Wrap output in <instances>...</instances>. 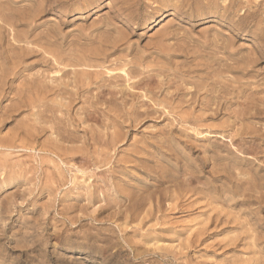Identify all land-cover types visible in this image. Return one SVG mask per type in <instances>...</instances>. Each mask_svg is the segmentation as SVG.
Here are the masks:
<instances>
[{
	"label": "rangeland",
	"instance_id": "374dc122",
	"mask_svg": "<svg viewBox=\"0 0 264 264\" xmlns=\"http://www.w3.org/2000/svg\"><path fill=\"white\" fill-rule=\"evenodd\" d=\"M0 6V264H264V0Z\"/></svg>",
	"mask_w": 264,
	"mask_h": 264
},
{
	"label": "bare ground",
	"instance_id": "6f19581e",
	"mask_svg": "<svg viewBox=\"0 0 264 264\" xmlns=\"http://www.w3.org/2000/svg\"><path fill=\"white\" fill-rule=\"evenodd\" d=\"M43 1H44V0H43ZM98 1H99V0H98ZM152 1H153V0H152ZM90 2H91V1H90ZM141 2H142V1H141ZM185 2H186V1H185ZM91 3L93 4V2H91ZM256 3L259 4L260 1H259V2H256ZM135 4H136V3H135ZM135 4H134V5H135ZM126 5H127V3H126ZM134 5H133V6H134ZM42 6H43V5H42ZM120 6H124V5L122 4V5H120ZM129 6H130V5H129ZM129 6H128V8H129ZM0 7H1V6H0ZM139 7H140V6H139ZM141 7H142V6H141ZM253 7H255V6H253ZM120 8H121V7H120ZM124 8H125V7H124ZM257 8H258V7H257ZM38 9H39V8H38ZM125 9H127V8H125ZM137 9H138V11H139V8H137ZM141 9H142V8H141ZM122 10H123V9H122ZM129 10H130V9H129ZM41 11H42V10H41ZM41 11H40V13H41ZM12 12H13V11H12ZM38 14H39V13H38ZM38 14H37L36 16H38ZM3 18H4V17H3ZM12 18H13V17H12ZM116 18H117V17H116ZM11 22H12V21H11ZM7 24H8V22H7ZM107 24H108V23H107ZM110 24H111V23H110ZM104 26H105V25H104ZM109 26H111V25H109ZM105 28H107V27H104V30H105ZM99 29H100V27H99ZM120 29H121V28H120ZM107 30H109V29H107ZM111 30H113V29H111ZM124 30H125V29H124ZM105 31H106V30H105ZM121 32H122V31H121ZM104 33H105V32H104ZM25 35H26V34H25ZM99 35H101V34H99ZM16 36H17V35H16ZM104 36H105V35H103L102 37L104 38ZM118 36H119L120 38H122L120 35H118ZM123 36H124V35H123ZM107 37H108V33H107ZM111 37H112V36H111ZM119 37H118V38H119ZM99 38H101V36H100ZM105 38H106V36H105ZM105 38H104V39H105ZM113 38H114V37H113ZM120 38H119V39H120ZM97 39H98V38H97ZM115 39L118 40L117 42H120L121 40H123V39L119 40V39H117V37H116ZM19 40H20V39H19ZM110 40H111V39H110ZM110 40H109V41H110ZM113 40H114V39H112V41H113ZM20 41H21V40H20ZM22 41H23V40H22ZM92 41H93V40H91V42H92ZM99 41H100V40H99ZM104 41H106V39H105ZM6 42H7V41H6ZM36 42H37V41H36ZM113 42L116 43L115 41H113ZM113 42H112V43H113ZM69 43H70V42H69ZM100 43H101V41H100ZM102 43H103V41H102ZM108 43H109V42H108V39H107V44H108ZM112 43H109V44H111V46H112ZM93 44H94V43H93ZM97 44H98V43H97ZM104 44H106V43H104ZM117 44H118V43H117ZM115 45H116V44H115ZM97 46H99V45H97ZM102 46H103V45H102ZM113 46H114V44H113ZM113 46H112V47H113ZM99 47H100V46H99ZM103 47L106 48V47H108V46H105V45H104ZM112 47H111V48H112ZM9 48H10V47H9ZM101 48H102V47H101ZM102 49H103V48H102ZM109 49H110V48H109ZM116 49H117V48H116ZM6 50H7V49H6ZM110 50H111V49H110ZM87 51H88V49H87ZM87 51H86V52H87ZM90 51H91V50H90ZM90 51H88V52H89V55H90ZM94 51H95V50H94ZM98 51H99V52H98ZM98 51H96V52L99 54V53H101V52L104 51V50L101 51V49H100V50H98ZM100 51H101V52H100ZM106 51H108V50H106ZM106 51H104V54L106 53ZM113 51H114V50H113ZM113 51H112V52H113ZM115 51H116V50H115ZM70 52H71V51H69L68 53H70ZM86 52H84V53H86ZM110 52H111V51H110ZM49 53H50V52H49ZM73 53H76V52H73ZM73 53H72V54H73ZM107 53H108V52H107ZM76 54H77V53H76ZM93 54H94V52H93ZM104 54H103V55H104ZM68 55H69V54H68ZM70 55H71V53H70ZM79 55H81V54H79ZM95 55H96V54H95ZM105 55H106V54H105ZM110 55H111V53H110ZM57 56H58V55H57ZM57 56H56V57H57ZM73 56H74V54H73ZM73 56H71V57H73ZM81 56H84V55H81ZM87 56H88V55H87ZM90 56H91V55H90ZM100 56H101V54H100ZM106 56H108V55H106ZM58 57H59V59H60V56H58ZM62 57H63V55H62ZM65 57H66V56H65ZM78 57H79V60H77V59H76V60H77V61H80V56H75V58H78ZM98 57H99V56H98ZM102 57H105V56H102ZM108 57H109V56H108ZM108 57H107V58H108ZM110 57H111V56H110ZM81 58H82V57H81ZM86 58H87V57H86ZM88 58H89V57H88ZM105 58H106V57H105ZM55 59H56V58H55ZM83 59H85V57H84ZM115 59H116V58H115ZM64 60H65V58H64ZM64 60H63V61H64ZM85 60H86V59H85ZM103 60H107V59H103ZM58 61H59V60H56L55 63H58ZM72 61H73V60H71L70 62L73 63ZM89 61H93V60H89ZM89 61L87 60V62H89ZM107 61H108V60H107ZM111 61H112V60H111ZM67 62H68V61H67ZM83 62L86 63V61H83ZM94 62H95V61H94ZM104 62H105V61H104ZM119 62H120V61H119ZM59 63H60V62H59ZM62 63H63V62H62ZM71 63H70V64H71ZM77 63H79V62H77ZM80 63H82V62H80ZM90 63H91V62H89V64H90ZM95 63H96V62H95ZM95 63H94V65H95ZM100 63H103V62H100ZM110 63H111V62H110ZM116 63H117V62H116ZM73 64H74V63H73ZM97 64H98V63H97ZM97 64L95 65V68H96ZM107 64H109V62H108ZM120 64H121V63H119V65H120ZM133 64H134V63H133ZM135 64H136V63H135ZM60 65H61V64H60ZM64 65H65V64H64ZM74 65H75V64H74ZM91 65H92V63H91ZM91 65H89V66L92 67ZM94 65H93V66H94ZM103 65H104V64H103ZM122 65H123V64H122ZM68 66H69V65H68ZM83 66H84V65H83ZM86 66H87V64H86ZM99 66H100V65H98L97 67L99 68ZM137 66H138V65H137ZM58 67H59V66H58ZM87 67H88V66H87ZM101 67H102V66H101ZM101 67H100V69H101ZM92 68H93V67H92ZM104 68H105V67H104ZM133 68H134V67H133ZM93 69H94V68H93ZM126 70H128V69H126ZM126 70L124 69L125 72H126ZM131 70H132V69H131ZM131 70L129 69V71H131ZM74 71L77 72L76 70H74ZM99 71H100V70H99ZM103 71H104V70H103ZM107 71H108V70H107ZM118 71H119V70H118ZM122 71H123V70H122ZM67 72H68V71H67ZM81 72H82V71H81ZM97 72H98V70H97ZM110 72H112V71H110ZM125 72H124V73H125ZM131 72H132V71H131ZM134 72H135V71H134ZM134 72H132V73H134ZM137 72H138V70H137ZM0 73H1V72H0ZM73 73H74V72H73ZM86 73H87V71H86ZM86 73H84V71H83V73H82L83 75H82V76H84V74L86 75ZM115 73H116V72H115ZM121 73H122V72H121ZM132 73H131V74H132ZM113 74H114V73H113ZM131 74H130V75H131ZM102 75H103V74H102ZM123 75H126V74H123ZM75 76H76V74L74 73V77H75ZM90 76H91V77H90ZM92 76H96V75H90V74L88 73V77L92 78ZM100 76H101V75H100ZM108 76H109V75H108ZM111 76H112L113 78H116V76H115V77H114L113 75H111ZM111 76H109V77H111ZM117 76H118V74H117ZM126 76H127V75H126ZM126 76H125V77H126ZM132 76L134 77V75H131V77H129V79L133 78ZM137 76H138V75H137ZM80 77H81V76H80ZM88 77H87V75H86V78H88ZM98 77H99V74H98L97 77H94V80H95V78L98 79ZM103 77H104V76H103ZM120 77H121V75H120ZM120 77H118V78H120ZM81 78H82V77H81ZM101 78H102V77H101ZM123 78H124V77H123ZM73 79H75V78H73ZM83 79H84V77H83ZM83 79H82V81H83ZM102 79H104V78H102ZM127 79H128V77H127ZM129 79H128V80H129ZM133 79H134V78H133ZM75 80H76V79H75ZM88 80H89V78H88ZM88 80H87V81H88ZM92 80H93V79H92ZM104 80H105V79H104ZM108 80H109V79H108ZM80 81H81V80H80ZM80 81H77V80H76V83H78L79 86H80V85H83V84H81L82 81H81V82H80ZM112 81L115 82V80L112 79V80H111V84H112ZM124 81H125V80H124ZM133 81H134V80H133ZM30 82H31V81H30ZM100 82H101V83H100ZM106 82H107V78H106ZM106 82L103 81V80H99V81H97V82H91V83L87 82V83H88L89 86H91L92 84L96 85V87H95V86H94V87H95V89H97L96 92L98 93V95H99V94H103V93H105V94L108 95V96L110 95L111 98H112V97H115V93H114V95H112V91H111L112 89L110 88V86L113 87L114 84H113V85H109V84H107ZM108 82H109V81H108ZM116 82H117V80H116ZM116 82H115V83H116ZM131 82H132V81H131ZM136 82H137V81H136ZM136 82H134V83H136ZM140 82H141V80H140ZM61 83H62V82H61ZM87 83H86V84H87ZM122 83H123V82H122ZM137 83H139V82H137ZM33 84H34V83H33ZM64 84H65V83H64ZM78 84H77V85H78ZM124 84H125V83H124ZM127 84H128V83H127ZM127 84H126V85H127ZM132 84H133V83H132ZM132 84H131V85H132ZM139 84H140V83H139ZM39 85H40V84H39ZM77 85H76V86H77ZM115 85H116V84H115ZM134 85H135V84H133V87H134ZM83 86L85 87V84H84ZM89 86H87V87H89ZM117 86H118V85H117ZM128 86L130 87V81H129V85H128ZM128 86H127V87H128ZM137 86H138V85H137ZM137 86H136V87H137ZM45 87H46V86H45ZM55 87H57V85H56ZM64 87H65V86H64ZM87 87H85L86 90H87ZM122 87H123V86H122ZM127 87H126V88H127ZM129 87H128V88H129ZM136 87H134V88H136ZM36 88H38V87H36ZM66 88H67V87H66ZM78 88H79V87H78ZM104 88H105V89L107 88V89L104 90ZM117 88H119V87H117ZM40 89H41V88H40ZM40 89H39V90H40ZM76 89H77V88H76ZM76 89H75V90H76ZM79 89H80V88H79ZM79 89H77V90H79ZM114 89H115V87H114ZM130 89H131V87H130ZM21 90H22V89H21ZM36 90H37V89H36ZM36 90H35V92H36ZM53 90H54V88H53ZM62 90H63V89H62ZM73 90H74V87H73ZM73 90H72V91H73ZM75 90H74V91H75ZM81 90H82V92H86V90L83 91L84 89H81ZM98 90H99V91H98ZM116 90H117V89H116ZM125 90H126V89H125ZM43 91H44V89H43ZM49 91H50V89H49ZM64 91H65V90H64ZM72 91H71V93H72ZM88 91H90V90H88ZM88 91H87V92H88ZM118 91H119V93H120V90H118ZM122 91H124V90H122ZM78 92H79V91H78ZM130 92H131V91H130ZM28 93H29V92H27V94H28ZM40 93H41V90H40ZM44 93H45V92H44ZM44 93H43V94H44ZM50 93H51V92H50ZM66 93H67V92H66ZM66 93H65V94H66ZM74 93H75V92H74ZM74 93H73L72 95H74ZM92 93H93V92H92ZM92 93H91V94H92ZM97 93H95V95H96ZM117 93H118V92H117ZM132 93H133V92H132ZM22 94H23V93H22ZM31 94H32V93H31ZM37 94H38V93H37ZM80 94H81V93H80ZM87 94H88V93H87ZM93 94H94V93H93ZM105 94H104V95H105ZM133 94H134V93H133ZM39 95H40V94H38V96H39ZM82 95H83V94H82ZM82 95H81V96H82ZM85 95H86V94H85ZM106 95H105V96H101V97H107ZM118 95H121V94H118ZM122 95H123V94H122ZM35 96H37L36 93H35ZM44 96H45V95H44ZM90 96H91V95H90ZM125 96H126V94H125ZM127 96H128V95H127ZM130 96H131V94H130ZM132 96H133V95H132ZM136 96H137V95H136ZM75 97H76V96H75ZM82 97H83V96H82ZM93 97H94V96H93ZM119 97H120V96H119ZM121 97H122V96H121ZM121 97H120V99L122 100L123 97H122V98H121ZM133 97H134V96H133ZM133 97H132V98H133ZM66 98H67V97H66ZM69 98H70V97H69ZM79 98H81V97L79 96ZM94 98H95V97H94ZM124 98H125V97H124ZM124 98H123V99H124ZM127 98H129V96H128ZM136 98L138 99V97H136ZM26 99H27V98H26ZM40 99H42V98H40ZM44 99H45V98H44ZM82 99H84V98H82ZM92 99H93V98H92ZM104 99H105V98H104ZM108 99H109V97H108ZM108 99H107V100H108ZM134 99H135V98H134ZM23 100H24V99H23ZM32 100H33V99H32ZM70 100H72V99L70 98ZM74 100H76V99H74ZM90 100H91V99H90ZM93 100H94V99H93ZM102 100H103V99H102ZM113 100H114V99H113ZM116 100H118V99H116ZM126 100H127V99H126ZM40 101H41V100H39V103H40ZM94 101L97 102L98 100L95 98ZM111 101H112V100H111ZM123 101H125V99H124ZM123 101H122V102H123ZM137 101H138V100H137ZM24 102H25V101H24ZM30 102H31V101H30ZM37 102H38V100H37ZM86 102H87V101H86ZM88 102H89V99H88ZM92 102H93V101H92ZM101 102H102V101H101ZM103 102H104V101H103ZM116 102H119V100L116 101ZM164 102H165V101H164ZM22 103H23V102H22ZM34 103H36V102L34 101ZM54 103H55V101H54ZM98 103H99V102H97V104H98ZM110 103H111V102H110ZM125 103H126V102H125ZM18 104H19V103H18ZM91 104H92V103H91ZM91 104H90V107H91ZM97 104H96V105H97ZM107 104H108V102H107ZM112 104H113V103H112ZM122 104H123V103H122ZM32 105H33V103H32ZM36 105H39V104H36ZM43 105H44V104H43ZM66 105L68 106L69 104H66ZM70 105H71V104H70ZM93 105H94V104H93ZM179 105H180V104H179ZM16 106H17V105H16ZM46 106H47V105H46ZM57 106H60V105H57ZM67 106H66V107H67ZM33 107H34V106H33ZM63 107L65 108V105H63ZM63 107H62V108H63ZM50 108H51V107H50ZM52 108H53V107H52ZM60 108H61V107H60ZM62 108H61V109H62ZM67 108H68V107H67ZM91 108H92V107H91ZM100 108H101V106H100ZM55 109H56V108H55ZM57 109H58V108H57ZM61 109H60V110H61ZM82 109H83V108H82ZM92 109H93V108H92ZM109 109H111V108H108V111H109V112H111V113L114 112V111H110ZM112 109H113V108H112ZM112 109H111V110H112ZM104 110L107 111L106 109H104ZM113 110H114V109H113ZM126 110H127V109H126ZM48 111H49V110H48ZM48 111H47V112H48ZM176 111H177V110H176ZM42 112H43V111H42ZM51 112H52V111H51ZM51 112H50V113H51ZM55 112H56V111H55ZM88 112H89V111H88ZM93 112L95 113L94 110H93ZM44 113H45V112H44ZM179 113H180V111H179ZM73 114H74V113H73ZM97 114H98V113H97ZM113 114H114V115H117L116 112H114ZM122 114H123V113H122ZM173 114H174V113H173ZM185 114H186V113H185ZM33 115H34V114H33ZM51 115H52V114H51ZM52 116H53V115H52ZM134 116H135V115H134ZM43 117H44V116H43ZM114 117H115V116H114ZM114 117H113V118H114ZM116 117H117V116H116ZM122 118H123V117H122ZM178 118H179V117H178ZM183 118H184V116H183ZM119 119H120V118H119ZM40 120H41V119H40ZM131 120H132V119H131ZM123 121H124V120H123ZM34 122H35V121H34ZM78 122H79V121H78ZM43 123H44V122H43ZM116 123H117V122H116ZM35 124H36V123H35ZM59 124H60V123H57V125H59ZM63 125H64V124H63ZM71 125H72V124H71ZM60 126H61V125H60ZM57 127H58V126H57ZM67 127L69 128V126H67ZM45 128H46V127H45ZM58 128H59V127H58ZM81 128H82V127H81ZM24 132H25V131H24ZM26 132H27V131H26ZM29 134H30V133H28V135H29ZM31 134H32V132H31ZM55 134H56V133H55ZM17 136H18V135H17ZM23 136H24V135H23ZM57 136H58V135H57ZM26 137H27V136H26ZM29 137H30V136H29ZM32 137H34V134H33ZM35 137H36V136H35ZM35 137H34V139H35ZM49 137H50V136H49ZM49 137H48V138H49ZM59 137H60V136H59ZM76 137H78V136H76ZM13 138H14V137H13ZM13 138H12V139H13ZM57 138H58V137H57ZM65 138H66V137H65ZM21 139H22V138H21ZM51 139H52V138H51ZM6 140H7V139H5V140L3 139V142L5 143ZM52 140H53V139H52ZM9 141H11V140H9ZM9 141L7 140V143H8ZM56 141H57V140H56ZM67 141H68V140H67ZM74 141H75V139H74ZM1 142H2V140L0 141V143H1ZM13 142H14V141H13ZM43 142H44V141H43ZM9 143H10V142H9ZM9 143H8V146H9ZM41 143H42V142H41ZM44 143H45V142H44ZM5 144H6V143H5ZM39 144H40V143H39ZM52 144H54V143H52ZM56 144H57V143H55L54 146H55ZM3 145H4V144H3ZM12 145H13V144H12ZM33 145H34V144H33ZM4 146H5V145H4ZM6 146H7V145H6ZM13 146H14V145H13ZM13 146H11V147L9 146V147L12 148ZM51 146H53V145H51ZM31 147H32V145H31ZM8 149H9V148H8ZM47 149H48V148H47ZM54 150H55V149H54ZM93 150H94V149H93ZM136 150H137V149H136ZM59 151H60V150H59ZM77 151H78V150H77ZM58 153H59V152H58ZM63 153H64V152H63ZM70 154H71V153H70ZM85 154H86V153H85ZM71 155H72V154H71ZM69 156H70V155H69ZM52 160H53V159H52ZM90 162H91V161H90ZM161 177H162V176H161ZM162 183H163V182H162ZM251 185H252V184H251ZM146 189H147V188H146ZM244 192H245V191H244ZM243 195H244V194H243ZM189 209H190V208H189ZM82 228H83V227H82Z\"/></svg>",
	"mask_w": 264,
	"mask_h": 264
}]
</instances>
